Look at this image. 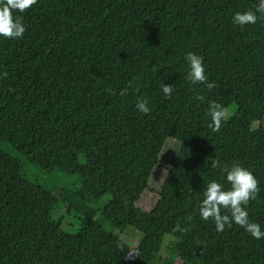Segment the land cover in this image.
I'll use <instances>...</instances> for the list:
<instances>
[{
    "label": "trees",
    "instance_id": "obj_1",
    "mask_svg": "<svg viewBox=\"0 0 264 264\" xmlns=\"http://www.w3.org/2000/svg\"><path fill=\"white\" fill-rule=\"evenodd\" d=\"M257 6L36 0L16 14L22 37L0 38V264H152L166 235L184 264H264V237L198 215L206 183L227 188L224 168L238 163L258 181L246 210L264 230V18L232 23ZM188 52L211 89L186 79ZM210 102L234 108L216 131ZM27 165L81 187L55 195ZM60 199L86 218L76 234L53 218ZM128 228L136 247L121 239Z\"/></svg>",
    "mask_w": 264,
    "mask_h": 264
},
{
    "label": "clouds",
    "instance_id": "obj_2",
    "mask_svg": "<svg viewBox=\"0 0 264 264\" xmlns=\"http://www.w3.org/2000/svg\"><path fill=\"white\" fill-rule=\"evenodd\" d=\"M36 0H0V38L18 39L25 32V26L21 22L17 13H23L30 8ZM259 18H264V0H258V6L255 11L245 10L237 11L232 15V23L235 26L243 27L245 25L255 24ZM187 65L186 79L192 83L204 84L211 89L214 85L207 80L203 58L188 52L185 55ZM161 91L165 97L171 95L172 86L162 84ZM201 99V97H197ZM135 108L141 113H148L149 107L146 101L139 100ZM208 115L210 117V127L213 131L219 129L222 119L225 116V109L216 102H210L208 105ZM210 167H217V160L209 157ZM224 181L228 185L216 180H209L202 189V199L199 203L198 215L201 220L212 219L215 230L221 232L226 226L231 227L235 224L251 237L260 239L264 237V230L261 226L249 219L246 206L250 200H254L259 191L258 181L250 170L238 163L231 164L224 168ZM192 217L189 216V220Z\"/></svg>",
    "mask_w": 264,
    "mask_h": 264
},
{
    "label": "rangeland",
    "instance_id": "obj_3",
    "mask_svg": "<svg viewBox=\"0 0 264 264\" xmlns=\"http://www.w3.org/2000/svg\"><path fill=\"white\" fill-rule=\"evenodd\" d=\"M233 111L234 108H228L227 110H225V118L229 119ZM175 146V143H170L168 148L174 149ZM17 157L23 160V157ZM83 162L84 159L83 157H81L80 163ZM26 169L27 171L25 175L30 181L39 182L42 186L47 188L55 195H60L64 191L76 190L81 187V179L77 175L65 174L58 170L54 171L51 174H47L31 165H27ZM106 198L104 200H106ZM53 214V218L56 221L60 220L63 225V229L69 234L78 233L84 224V220L86 219L77 211L69 210L68 204L66 202H63L62 199H60V202L57 204ZM99 224L105 231L112 230L110 224L105 222L104 220H99ZM128 230L135 229H126L122 233L121 239L126 244H129L130 247H136L139 242L140 236L137 233H127ZM175 246L176 240L173 239L171 235L164 236L159 254L157 255V259L152 264H184L183 261L179 257H177Z\"/></svg>",
    "mask_w": 264,
    "mask_h": 264
}]
</instances>
